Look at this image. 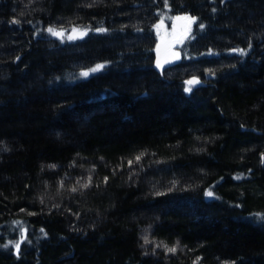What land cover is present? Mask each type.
<instances>
[{
    "label": "trees",
    "instance_id": "1",
    "mask_svg": "<svg viewBox=\"0 0 264 264\" xmlns=\"http://www.w3.org/2000/svg\"><path fill=\"white\" fill-rule=\"evenodd\" d=\"M0 264H264V0H0Z\"/></svg>",
    "mask_w": 264,
    "mask_h": 264
},
{
    "label": "rangeland",
    "instance_id": "2",
    "mask_svg": "<svg viewBox=\"0 0 264 264\" xmlns=\"http://www.w3.org/2000/svg\"><path fill=\"white\" fill-rule=\"evenodd\" d=\"M192 22L193 20H188V18L186 17H178V19H176L175 21V25L173 24L170 29L166 28V26L162 22L158 23L157 28H156V33H157L156 50L160 51V53H163L166 50L167 51L170 50L177 54L176 49L180 45L182 38L185 36L186 28L189 27L192 24ZM73 29H76V31L74 32ZM87 31L88 29L83 26H77V27L71 28L70 31L68 32V38L71 36V37H74L73 39H78L84 36ZM187 89H190V88H187ZM20 234L21 235L18 239L8 240L5 242L3 246L6 248L15 249L16 251L19 248V245L21 244V242L23 241L24 231L22 229H20Z\"/></svg>",
    "mask_w": 264,
    "mask_h": 264
},
{
    "label": "water",
    "instance_id": "3",
    "mask_svg": "<svg viewBox=\"0 0 264 264\" xmlns=\"http://www.w3.org/2000/svg\"><path fill=\"white\" fill-rule=\"evenodd\" d=\"M158 53V52H157ZM177 54L173 51H166L163 55L157 54L155 61H154V67L158 73H162L164 69L171 66L172 63L176 60ZM159 63V67H157V64ZM204 83V82H203Z\"/></svg>",
    "mask_w": 264,
    "mask_h": 264
},
{
    "label": "snow or ice",
    "instance_id": "4",
    "mask_svg": "<svg viewBox=\"0 0 264 264\" xmlns=\"http://www.w3.org/2000/svg\"><path fill=\"white\" fill-rule=\"evenodd\" d=\"M48 31H49V33H51L52 35H54V36H58V37H63V35H64V32L61 30V31H57V30H55V29H53V28H49L48 29ZM73 31L75 32L76 31V29H73ZM74 37H69V39H73ZM160 65H159V63L157 64V67H159ZM99 67V66H98ZM93 71H95V69H93ZM81 75L82 76H87V75H89V73L88 72H82L81 73ZM187 83H189V84H191V83H193V81H189V82H187ZM186 91H188L189 89H185ZM136 159L137 160H139L140 159V157L138 156V157H136ZM129 163L131 164V161H129ZM73 190H75V189H73ZM207 195H209V196H211L212 195V193L211 192H209V193H207ZM172 251H174V249H172Z\"/></svg>",
    "mask_w": 264,
    "mask_h": 264
}]
</instances>
